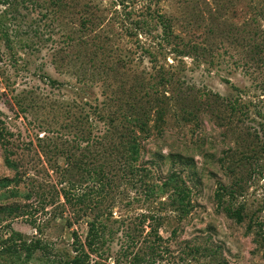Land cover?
Here are the masks:
<instances>
[{"label": "rangeland", "instance_id": "374dc122", "mask_svg": "<svg viewBox=\"0 0 264 264\" xmlns=\"http://www.w3.org/2000/svg\"><path fill=\"white\" fill-rule=\"evenodd\" d=\"M3 179L0 264H264V0H0Z\"/></svg>", "mask_w": 264, "mask_h": 264}, {"label": "trees", "instance_id": "16d2710c", "mask_svg": "<svg viewBox=\"0 0 264 264\" xmlns=\"http://www.w3.org/2000/svg\"><path fill=\"white\" fill-rule=\"evenodd\" d=\"M158 18V24L162 27L161 31V37L164 41H167L169 36L172 34V28L171 25L164 16L157 17ZM144 127L145 125H141V131L144 132ZM136 139H132V143L129 146V152H130V159L135 161L138 157V145L135 143ZM8 164H13L7 160ZM98 175H100V178H104L106 174L102 169H99L97 172ZM10 181L7 179L0 180V189H5L9 186ZM174 193L179 195V200L180 203L183 202L185 199L186 195L184 192L181 193L180 187L175 185V188L173 189ZM232 194V193H231ZM14 196H16L15 193H13ZM220 200V199H219ZM10 211V209H7ZM226 216L231 219H235L237 223H241L243 220V217L241 215L242 209H236V210H231L228 206L225 209ZM89 232H88V238H87V247L89 250L92 251V247L94 246L95 242L99 238L98 230L95 227V224L93 222L89 223ZM261 226V225H259ZM18 243H17V242ZM44 247L41 246V241L36 240V241H31V242H26L22 239V235L20 233H14L12 234L8 239L2 242V245L0 247V256H10V257H15L18 259L23 260V262H27L30 260L32 255L39 251V250H44ZM79 249L81 250V254L84 253L82 250V247L80 246ZM73 264H82V260L80 257H74Z\"/></svg>", "mask_w": 264, "mask_h": 264}]
</instances>
